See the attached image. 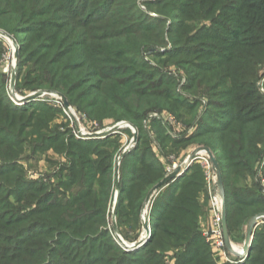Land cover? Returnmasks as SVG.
I'll return each instance as SVG.
<instances>
[{
    "label": "rangeland",
    "instance_id": "rangeland-1",
    "mask_svg": "<svg viewBox=\"0 0 264 264\" xmlns=\"http://www.w3.org/2000/svg\"><path fill=\"white\" fill-rule=\"evenodd\" d=\"M227 1L198 0L204 10L211 6L204 19H194L197 7L187 8V3H195V0H75L70 5L71 11L59 8L33 21H22L20 16L19 20L18 14L21 13L16 14L14 10L0 17V98L11 109L49 106L61 115L53 121L61 136L58 147L51 145L34 157L30 156L27 149L15 160L5 157L6 149H1L0 171L12 166L20 171L0 177V264H110L120 256L114 246H118L124 253H135L146 248L152 236L143 228L142 221L144 217L148 220L151 232V208L156 199L166 196L165 186L152 196L148 204L144 201L138 228L132 221L120 227L117 209L115 214L113 210L120 188V174L117 183L115 180L116 163L122 151L132 144L133 149L138 143L137 124H141L148 137L146 145L141 147L147 148L158 158L160 166L165 170L164 177L183 164L195 149L208 148L207 145L213 142L215 135L191 137L198 127L213 125L210 117L215 118L220 112L217 103L219 106H228L224 102L229 96H225L222 90L229 89V76L233 71L230 66L232 62L238 64L236 56L243 54L240 50H234L228 41L230 31L236 28L234 8L238 5H233L237 1ZM106 3V7L101 8ZM223 4H226L224 8L227 6V9L217 12L216 8ZM176 8L187 10L182 15L179 11H174ZM153 25L161 26L164 44L143 47L142 36L154 39L155 32H147L148 26ZM119 26L132 34L112 38L115 28ZM253 50L258 62L249 65L250 77L254 78L259 95L264 100V51L259 48ZM66 52L67 55H64ZM16 53L17 58L14 57ZM52 62L55 65H51ZM160 79L162 82L168 80L167 84L160 86ZM46 80L70 86V89L74 87L76 91L70 97L49 88ZM121 80L131 84V89L148 88L175 94L196 104L195 110L191 112L166 101L159 102L155 96L154 99L150 97L152 101H148L144 107L141 104L137 107L135 102H131L132 108L140 110L142 120L137 124L130 122L118 117L121 115L116 114L118 112L108 105V98L120 94L111 91L114 84L122 82ZM236 94L239 92L234 93ZM63 100L70 109L64 107ZM151 106L160 110L155 108L156 110L144 111ZM263 108L259 103L258 110ZM74 118L79 128L87 134L85 137L74 136ZM122 123L129 124L130 128H120ZM154 123L160 127L155 129ZM116 126L119 127L108 133V129ZM135 129L137 134L134 141ZM0 136L2 144L9 140L3 134ZM111 136L119 141V148L113 158L111 192L105 205L100 198H96V204L92 203V207L97 208H101L102 203L104 205L103 229L100 218L94 215L95 210L94 213L87 212L85 215L74 212L75 217L84 218V221L74 223V226L61 225L58 228L55 224L59 220L53 214L65 212L67 208L58 210L56 205L65 206L84 190V187H79L75 182L69 186L71 162L77 152V148H73L71 144L74 141L87 143L99 140L91 155V161L95 162L105 160L108 156V139L113 138ZM107 162L108 160L102 163L100 168L106 166ZM205 164V161L194 160L180 177L187 173L190 180L196 171L203 175L208 198L205 202L200 197V203L207 205L209 210L213 183L209 189L206 170H210L212 178L213 168L210 163L211 172L210 168L204 167ZM103 172L105 173V169ZM256 174H260L258 182L264 193V145ZM95 175L97 180H103L106 176ZM19 179L21 182H18ZM36 186L44 188L42 194L53 192L52 207L41 205L40 202L45 197L40 193L31 189L25 192V189ZM93 188L94 185L91 190ZM14 192H19L20 199L15 198ZM143 209H146L145 213ZM29 211L32 214L27 215ZM83 224L88 227L85 231H82ZM243 241H232V250H240L239 245H243ZM149 248L152 249L153 246ZM249 254L250 250L239 264H244ZM164 256L166 264L176 263V251L167 252Z\"/></svg>",
    "mask_w": 264,
    "mask_h": 264
},
{
    "label": "trees",
    "instance_id": "trees-1",
    "mask_svg": "<svg viewBox=\"0 0 264 264\" xmlns=\"http://www.w3.org/2000/svg\"><path fill=\"white\" fill-rule=\"evenodd\" d=\"M197 1L187 3V8L197 7V14H193L196 17L194 19H204L205 13L209 11L211 6L209 5L204 10L200 2ZM234 1H237V4L233 5H238L234 8L236 28L230 31L228 41L233 45L234 50H240V53L243 54L236 56L238 64L232 62L230 66L233 71L230 72L231 75L229 76V89L222 90L225 96H229L224 102L228 106H219L220 104L217 103V109L220 112L217 117H210L213 125L198 127L191 138H199L201 135H215L213 142L207 146L215 156L222 175L229 238L231 242H239L245 238L244 227L249 221L256 215L264 214V193L258 182L260 174H256V166L262 156L264 145V108L258 110V107L259 103L264 106V100L263 96L259 95L254 78L250 77L251 72H249V65L255 61L258 62L253 49L259 48L264 51V0H228L227 2ZM74 2L75 0H39L38 2L31 0H0V17L14 10L16 14L21 13L18 14V19L20 16L22 21L28 19L33 21L40 16L49 15L59 8L71 11L72 6L70 5ZM25 3H29L28 6H23ZM107 3L103 4L101 8L106 7ZM224 5L226 4L216 8L218 9L217 12L227 9V6L224 8ZM187 8L184 10L176 8L174 11H179L184 15ZM191 11L193 13V10ZM107 26L106 23L105 27ZM39 31L42 32L43 30ZM171 31L170 33H172ZM147 32H155V35L153 33L154 39L149 40L147 36H142L141 43L143 47L164 44V34L161 26H148ZM114 33L112 36L114 39L132 34L129 30L120 28V26L115 28ZM39 37L41 39V36ZM64 55H67V52ZM51 58L54 57L51 56ZM53 63L51 65H55ZM243 66L245 67L243 68ZM241 67L242 69H240ZM243 75L246 76L242 78ZM249 78H252V80H248ZM46 81L49 88L56 89L70 97L76 91L74 87L70 89V86L65 87L55 81ZM121 81L114 84L112 91L110 90L115 94H120L108 98V105L110 104L118 112L114 113L121 115L118 117L125 118L135 124L140 123L142 120V114L137 109L139 104L144 107L155 96L157 97L155 99L159 102L166 101L171 105H175V107L187 109L191 112L195 110L196 104L175 94L172 95L163 90H159V92L155 89L148 90V88L142 90H139V88L131 89V84H128L125 80ZM167 82H162L161 79L158 80L160 86L161 84H167ZM237 91L239 94L234 95ZM131 102H135L137 107L132 108L130 106ZM155 108L158 109L151 106V108H145L144 111L146 109L156 110ZM4 110L6 112H3ZM58 116H61L60 112L49 106L36 105L23 110L11 109L0 98V135L3 134V136L9 137V140L4 141L3 144L0 141V152L2 148L6 149L5 157H8L9 160H15L27 149L30 156L34 157L35 154H41L43 150H47L51 145L54 148L58 147L61 136L57 127L53 125V121ZM86 117H89V115ZM154 125L155 129L160 127L157 123H154ZM136 126L139 130L138 143L119 164L120 188L116 216L120 227L131 221L137 228L139 227L138 219L144 201L149 191L164 179L165 174L158 158L147 148L141 147L146 145L148 137L141 124ZM74 142L71 146L77 148V152L74 153V160L71 162L72 174L69 179V186L75 182L79 187H84V190L72 202H67L65 206L59 207L56 205L58 210H63L64 207L67 210L53 214V217L59 220L55 221V225L60 228L61 225L74 226L80 224L84 221V218L75 217L74 212L85 215L87 212L94 213L95 210L94 215L100 218L103 229L105 225L103 209L111 192L113 158L119 148V141L115 137L109 138L108 156L105 157V160L95 162L91 161V155L94 153L92 150L97 146L99 140L87 143ZM107 160L106 166L100 168L102 163ZM104 169L105 173L103 172ZM19 171L16 166H12L10 169L4 168L0 171V177H7L10 173H18ZM95 174H106V176L103 180H97ZM191 177L188 180L186 173L179 179L170 182L165 186L166 192L164 195L166 196L156 199L153 203L150 212L152 237L146 248L135 253H124L118 246H114V250L120 253V256L118 260L111 261L110 264H166L164 255L170 251L177 252V257H174L175 264H219L218 260L214 258L211 252L212 249L206 242L201 228L202 222L208 215V206L200 203V197H203L205 202L208 198L206 183L199 171H196ZM18 182H21V180L19 179ZM95 183L98 184L95 185ZM93 185L94 188L91 190ZM30 189L40 193L43 198L45 197L48 200L46 201L44 198L40 202L41 205L52 207L53 192L42 194L44 188L41 186L27 188L25 192ZM13 195L16 199H20L19 192H14ZM91 195L93 199H91ZM29 196L32 197L31 194ZM96 198L97 200L100 198L104 203V205L102 203L101 208L92 207V203L96 204L94 203ZM30 214H32V211H29L27 215ZM68 219L70 222H66ZM88 222L89 220H87ZM86 224H83L82 231L88 229ZM263 228L259 227L254 231L249 258L244 264H264ZM108 235H110V232H108ZM108 239L111 238L108 237ZM150 246H153V248L150 249ZM90 259L89 261H92ZM57 264H60V262H57ZM85 264H91V262Z\"/></svg>",
    "mask_w": 264,
    "mask_h": 264
},
{
    "label": "water",
    "instance_id": "water-1",
    "mask_svg": "<svg viewBox=\"0 0 264 264\" xmlns=\"http://www.w3.org/2000/svg\"><path fill=\"white\" fill-rule=\"evenodd\" d=\"M14 57L17 58V53L14 54ZM31 97L33 98L34 96H31ZM64 107L66 109H70V106L68 105V103L66 101H64ZM136 134H137V131L135 129L134 141H135V138H136ZM132 147H133V144L130 145L124 151H122L120 156H119V158H118V161H117L116 167H115V180H116V183L118 182V179H119V164H120L121 160L129 153V151H130V149H132ZM200 154H205L207 156V158L210 161V163H211V165L213 167V170L215 172L216 184H217V187H218V190H219L221 196L223 197L222 224H221L222 237H223V241H224L226 249L230 253L235 254V252L231 248L232 242L230 241L229 234H228V229H227V224H226V206H225V200H224V187H223V182H222V175H221L219 164H218L215 156L213 155V153L211 152V150L209 148H197V149H195L193 151V153L186 159V161L183 164L179 165L172 172L167 174L160 183H158L156 186H154L150 190L148 196L146 197L145 203L148 204L150 202L152 196L154 194H156L161 188H163L164 186L168 185V183L174 181L175 179L180 177L183 173H185L188 170L189 165ZM118 199H119V192H117V194H116V202H115L114 208H113L114 214H115L116 209H117V200ZM262 219H264V214H259V215L255 216V217H253L250 220L249 224L247 225L246 232H245L244 243H243V247H244L243 249H244L245 252H248L250 250V243L253 240V230H254V227H255L257 221L258 220H262ZM142 224H143V228L146 230V232L148 231L147 233H150V235H151V232H150L149 226H148V220H146L145 217L143 218Z\"/></svg>",
    "mask_w": 264,
    "mask_h": 264
},
{
    "label": "built area",
    "instance_id": "built-area-1",
    "mask_svg": "<svg viewBox=\"0 0 264 264\" xmlns=\"http://www.w3.org/2000/svg\"><path fill=\"white\" fill-rule=\"evenodd\" d=\"M85 119H86V117H85ZM72 122H73V124L75 123V129L72 130L74 136L85 137L87 134L82 129L79 128V126L76 123L77 121L75 118L72 120ZM122 124H126V123H122ZM122 124H120V126H121L120 128H122ZM118 127L119 126L108 129V133L112 132L113 129H117ZM128 127L130 128V125ZM204 158H206L207 160L206 159L204 160ZM197 159L205 161L206 164L204 167H206L207 169L210 168V161L208 160V158L205 154L198 155L194 160H197ZM212 168H210L211 172H212ZM212 173H213V176L211 178L210 170H206V180L208 181V187L210 189L211 184L213 183L212 184V190L213 191H212V195L210 197V205H209V213L211 216L210 224L203 231V236H204L206 242L210 245L214 257H216V259L220 263H222V264H239L242 262V259L245 258V256L247 255L248 252L244 251L243 245L239 246L241 249V252L238 253V252L234 251L235 254L230 253L225 247L223 237H222V229H221L223 197L221 196V194L218 190V192H219L218 194H220V197H219L220 206H218V201L216 200L215 195H214V186L216 184V175H215L214 170ZM259 227H264V219L257 221V223L254 227V230H253V234H254V231ZM251 244H252V242L250 243V246H251Z\"/></svg>",
    "mask_w": 264,
    "mask_h": 264
},
{
    "label": "crops",
    "instance_id": "crops-1",
    "mask_svg": "<svg viewBox=\"0 0 264 264\" xmlns=\"http://www.w3.org/2000/svg\"><path fill=\"white\" fill-rule=\"evenodd\" d=\"M210 219H211V216H210V213H209V210H208V215L207 217L204 219V221L202 222L201 224V228H202V232L209 226L210 224ZM250 222V221H249ZM249 224V223H248ZM247 224V225H248ZM246 225V227H247ZM246 227H244V235H245V232H246ZM244 242V241H243ZM239 246H242V245H239Z\"/></svg>",
    "mask_w": 264,
    "mask_h": 264
},
{
    "label": "bare ground",
    "instance_id": "bare-ground-1",
    "mask_svg": "<svg viewBox=\"0 0 264 264\" xmlns=\"http://www.w3.org/2000/svg\"><path fill=\"white\" fill-rule=\"evenodd\" d=\"M11 65H12V67H13V64H11ZM18 100H20V98H19ZM122 126H125L126 128H128L129 125H123V124H122ZM218 193H219V192H218V187H217V185L215 184V186H214V195H215L216 200L218 201V206H220V202H219L220 194H218ZM146 208H147V207H146ZM145 210H146V209L143 210V211H144L143 213H145ZM236 252L240 253V252H241V249L238 250V251H236Z\"/></svg>",
    "mask_w": 264,
    "mask_h": 264
}]
</instances>
